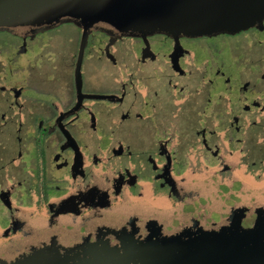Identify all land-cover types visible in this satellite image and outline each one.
Segmentation results:
<instances>
[{
  "label": "water",
  "instance_id": "obj_1",
  "mask_svg": "<svg viewBox=\"0 0 264 264\" xmlns=\"http://www.w3.org/2000/svg\"><path fill=\"white\" fill-rule=\"evenodd\" d=\"M264 23V0H0V33L72 24L113 39L235 36ZM97 98H109L97 96ZM0 264H264V188L208 190L173 205L134 199L85 218L43 216L0 240Z\"/></svg>",
  "mask_w": 264,
  "mask_h": 264
},
{
  "label": "rangeland",
  "instance_id": "obj_2",
  "mask_svg": "<svg viewBox=\"0 0 264 264\" xmlns=\"http://www.w3.org/2000/svg\"><path fill=\"white\" fill-rule=\"evenodd\" d=\"M79 32L72 25H64L37 37L39 45L46 42L47 36L53 45L48 44L45 50L33 46L28 51L24 43L18 56L10 50L15 48L12 41L19 45L16 39L1 33L0 99L24 86L26 79L44 87L38 76L51 67L39 65L50 53L66 58L73 48L76 54ZM94 41L85 68L89 84L114 90H121L125 84L129 97H144L149 103L160 99V105L155 102L161 108L156 118L139 120L137 113L129 120L119 118L115 125L127 123L134 127L130 129L133 132L114 137L115 141L121 142L124 137L123 142L128 138L130 143L138 144L145 141L139 130L160 129L154 144L161 146V170L175 176L174 184H170L174 191L185 187L195 195L219 188H264V24L238 36L193 43L171 44L163 38L121 41L100 35ZM10 70H15V84H11ZM108 82L112 86H107ZM6 110L0 103V131L4 129L1 116ZM15 123L9 135L0 132V144L17 142ZM1 149L0 145V168L9 159L2 153L13 154L10 147ZM8 170L12 168L5 172ZM11 172V177L16 176L15 170ZM150 188L146 183L145 192ZM167 188L163 185L159 191L162 198L167 196ZM9 191L13 188L8 190L0 184V238L13 208L20 210L17 217L31 219L26 206H21L22 201H16Z\"/></svg>",
  "mask_w": 264,
  "mask_h": 264
},
{
  "label": "flooded vegetation",
  "instance_id": "obj_3",
  "mask_svg": "<svg viewBox=\"0 0 264 264\" xmlns=\"http://www.w3.org/2000/svg\"><path fill=\"white\" fill-rule=\"evenodd\" d=\"M62 26L28 38L5 34L15 38V42L19 44L15 45L12 41L11 44L15 48L10 49H14V56H18L24 43H27L25 46L28 51L33 46L45 50L48 44L53 45L48 36L44 38L47 39L46 42L43 41L39 45L37 37L48 35ZM76 28L80 31L76 54L73 48H70L66 58H59L52 53L45 58L42 54L45 63L42 62L40 68L44 67V64L51 67L50 70L40 71L41 75L38 76L42 79L44 87L39 88L36 80L26 79L24 86L9 91L4 99H0V103L7 109L1 116V127L4 129L0 132L5 136L9 135L12 123L16 122L17 136V142L13 145L0 144L2 149L10 147L13 152L12 155L2 153V157L6 156L9 159L6 166L0 168V184L5 185V189L8 190L13 188L9 193L15 196L16 201H22L21 206L25 205L31 216V219L17 217L15 214H20V210L18 207L13 208L0 240L10 241L22 233L25 224L43 216H47L48 219L75 216L85 218L96 209H112L130 200L146 198L168 200L176 206L200 194L192 195L185 187L176 188L175 191L170 187V184L175 182V176L171 171L165 173L161 170L163 162L161 146L154 144L160 129L139 130V136L142 134L141 138L145 141L138 144L130 143L128 138L123 142L124 137L121 142L115 141L114 137L133 132L130 129L134 127L133 125L130 128V124L127 123L115 125L119 118L129 120L131 114L137 117L136 113L140 116L137 117L139 120L156 118L160 116L161 108L156 106L155 102L160 105V99L149 103L144 97H129L125 84L121 90H114L112 87H96L88 83L85 68L95 46L94 37L100 35L107 39L111 38L100 32L89 35L81 80H78L77 62L84 31ZM251 30L253 29L249 31ZM221 36L230 35L214 38ZM155 38H163L171 44L213 39L205 37L175 40L164 35L117 39L139 41ZM11 56L9 59L13 62ZM10 66L12 68V65ZM36 70H33L34 75H37ZM14 71L10 70L9 73L11 84H15ZM107 86L112 85L108 82ZM119 112L120 116L117 115ZM145 135L149 138L146 139ZM7 168L12 170H8L7 173L5 172ZM13 170L16 173V176L14 174L12 176L15 180L9 173ZM146 183L151 186L147 193ZM7 184L12 186L9 187ZM163 185L168 186L166 198L159 195Z\"/></svg>",
  "mask_w": 264,
  "mask_h": 264
},
{
  "label": "trees",
  "instance_id": "obj_4",
  "mask_svg": "<svg viewBox=\"0 0 264 264\" xmlns=\"http://www.w3.org/2000/svg\"><path fill=\"white\" fill-rule=\"evenodd\" d=\"M179 43V42H178Z\"/></svg>",
  "mask_w": 264,
  "mask_h": 264
}]
</instances>
